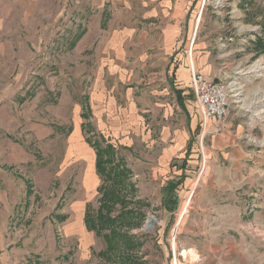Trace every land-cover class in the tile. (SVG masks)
<instances>
[{"label":"rangeland","instance_id":"1","mask_svg":"<svg viewBox=\"0 0 264 264\" xmlns=\"http://www.w3.org/2000/svg\"><path fill=\"white\" fill-rule=\"evenodd\" d=\"M143 3L0 0V264H109L98 256L103 239L84 223L87 205L97 211L101 197L96 153L82 128L87 107L90 125L112 141L133 173V201L142 202L136 208L146 216L131 231L142 242L138 257L173 264L176 247L178 264L199 263L195 251L183 249L189 241L183 223L176 231L186 200L175 216L162 207V188L180 176L176 154L165 159L175 141L165 133L181 121L144 112L158 108L151 100L156 86L174 84L176 70L187 64L191 72L208 50L223 79H206L232 85L236 101L252 104L248 111L257 120L249 124L263 127L264 0H197L173 39L165 37L172 14L163 20L152 3ZM143 98L150 102L139 103ZM208 135L202 137L200 124L191 137L192 147L200 144L202 166ZM248 139L264 145L263 136ZM58 215L68 219L62 223Z\"/></svg>","mask_w":264,"mask_h":264},{"label":"crops","instance_id":"2","mask_svg":"<svg viewBox=\"0 0 264 264\" xmlns=\"http://www.w3.org/2000/svg\"><path fill=\"white\" fill-rule=\"evenodd\" d=\"M196 1L144 0L143 4L150 6L152 3L150 9H153L154 16L162 13L163 20L168 19L169 13L172 14L169 25L173 29L165 30V37L173 39L185 21L187 25V17ZM197 61L196 67L194 63L192 66L205 78L216 81L223 79L221 66L211 60L208 50L202 52ZM167 70L166 74H171ZM188 72V65L183 64L176 70L174 84L164 81L162 85L156 86L154 92L158 97L151 100L155 101L153 103L158 108L144 112L166 121L174 117L181 121L179 128L165 133V138H175L174 144L165 152L168 154L165 159L169 160L170 153L174 152L177 159L174 164L178 168L176 175L185 174L182 185L186 187L185 198L180 197L179 190L178 209L174 213L169 212L177 215L181 199L186 200L176 226V231H179L183 223L181 234L189 237L183 249L195 251L198 264H264V145H251L248 139L252 134L264 137V126L253 127L249 124L257 120L248 111L252 109L251 102L234 99L223 131L207 136V152L205 154L206 148H203L202 166L199 159L200 144L192 147L191 143V137L201 120L195 102L188 100L193 97L188 83L191 74L189 76ZM245 79L246 82L243 79L242 83L248 84L250 77ZM148 102L150 100L147 98L139 101L144 104ZM191 106L195 107V113L190 110ZM189 157L190 162L198 164V178L187 175L188 172L198 171L187 166ZM174 250L176 252V247Z\"/></svg>","mask_w":264,"mask_h":264},{"label":"trees","instance_id":"3","mask_svg":"<svg viewBox=\"0 0 264 264\" xmlns=\"http://www.w3.org/2000/svg\"><path fill=\"white\" fill-rule=\"evenodd\" d=\"M179 97L181 96L178 92ZM194 97V96H193ZM87 113L90 109L87 107ZM83 113L82 118L86 123L82 128L86 135L87 143L96 153V172L101 180L98 189L99 208L92 211L87 205L85 211V226L89 232L102 238L105 249L98 256L109 264H148L143 258L138 257L137 250L142 246L131 231L140 228L146 216L141 214L136 205L142 202H134L135 185L132 183V171L125 161L119 157L117 147L102 133H97L88 120L90 115ZM185 174L178 179H172L162 189V207L168 212L174 213L179 205V190L183 185ZM28 195L33 192V185L26 181ZM71 188H67L69 192ZM132 195V199H129ZM65 195L61 197L57 210L61 211L65 206ZM62 223L68 216L58 215ZM56 217V218H59Z\"/></svg>","mask_w":264,"mask_h":264},{"label":"built area","instance_id":"4","mask_svg":"<svg viewBox=\"0 0 264 264\" xmlns=\"http://www.w3.org/2000/svg\"><path fill=\"white\" fill-rule=\"evenodd\" d=\"M231 86L223 82L210 81L191 66V90L200 115L203 138L208 134L223 131L229 106L235 99V90ZM173 264H178L174 249Z\"/></svg>","mask_w":264,"mask_h":264},{"label":"water","instance_id":"5","mask_svg":"<svg viewBox=\"0 0 264 264\" xmlns=\"http://www.w3.org/2000/svg\"><path fill=\"white\" fill-rule=\"evenodd\" d=\"M151 226H152V224H151V220H148V221H147V225H146V229H150Z\"/></svg>","mask_w":264,"mask_h":264},{"label":"bare ground","instance_id":"6","mask_svg":"<svg viewBox=\"0 0 264 264\" xmlns=\"http://www.w3.org/2000/svg\"><path fill=\"white\" fill-rule=\"evenodd\" d=\"M188 253H193V252H188ZM188 255V254H187Z\"/></svg>","mask_w":264,"mask_h":264}]
</instances>
